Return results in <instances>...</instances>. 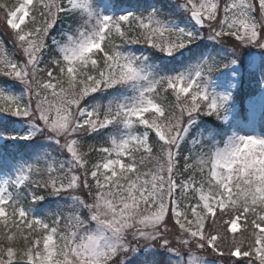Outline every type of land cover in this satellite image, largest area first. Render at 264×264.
Returning <instances> with one entry per match:
<instances>
[{"label":"snow or ice","instance_id":"obj_1","mask_svg":"<svg viewBox=\"0 0 264 264\" xmlns=\"http://www.w3.org/2000/svg\"><path fill=\"white\" fill-rule=\"evenodd\" d=\"M0 32V264H264V0H0Z\"/></svg>","mask_w":264,"mask_h":264},{"label":"trees","instance_id":"obj_2","mask_svg":"<svg viewBox=\"0 0 264 264\" xmlns=\"http://www.w3.org/2000/svg\"><path fill=\"white\" fill-rule=\"evenodd\" d=\"M7 2L14 3L15 0H7ZM7 39H8L7 36H5L2 32H0V42L7 44ZM7 46L9 50H11V45H7ZM250 93H251V89L249 88L247 84H245V87H243L239 91V94L236 97V100L238 101V103H240L241 108H243V103L245 99H247L250 96Z\"/></svg>","mask_w":264,"mask_h":264},{"label":"rangeland","instance_id":"obj_3","mask_svg":"<svg viewBox=\"0 0 264 264\" xmlns=\"http://www.w3.org/2000/svg\"><path fill=\"white\" fill-rule=\"evenodd\" d=\"M248 101H249V98L248 99H246V101H245V103H244V108H246L247 107V105H248ZM237 103V102H236ZM238 107V106H237ZM239 109V108H238Z\"/></svg>","mask_w":264,"mask_h":264}]
</instances>
